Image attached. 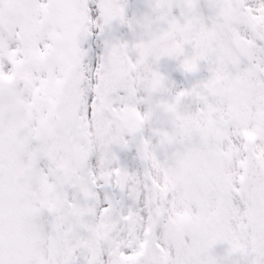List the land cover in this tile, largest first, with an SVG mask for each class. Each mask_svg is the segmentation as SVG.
Listing matches in <instances>:
<instances>
[{"label":"snow or ice","instance_id":"1","mask_svg":"<svg viewBox=\"0 0 264 264\" xmlns=\"http://www.w3.org/2000/svg\"><path fill=\"white\" fill-rule=\"evenodd\" d=\"M0 264H264V0H0Z\"/></svg>","mask_w":264,"mask_h":264}]
</instances>
